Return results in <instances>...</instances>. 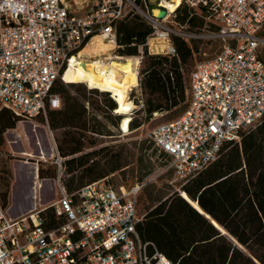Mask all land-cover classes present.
<instances>
[{"label":"built area","instance_id":"built-area-1","mask_svg":"<svg viewBox=\"0 0 264 264\" xmlns=\"http://www.w3.org/2000/svg\"><path fill=\"white\" fill-rule=\"evenodd\" d=\"M168 1L91 0L86 12H75L67 0H0L2 108L18 122L41 117L50 130L47 110L61 107L53 88L64 81L69 58L80 54L86 62H124L125 56H116L117 25L134 16L151 27L145 44L131 56L136 59L137 82L127 94L133 105L143 106L144 47L149 54L177 56L173 36L198 38L178 17L184 8L193 10L215 27L209 38L221 40V47L191 71L185 112L149 133L155 147L170 158L167 169L184 185L216 161L224 142L239 141L242 131L264 121V0H180L174 11H169ZM155 9H165L166 15L157 18ZM95 39L113 46L108 55L85 53ZM134 90L137 96L131 97ZM52 141L56 198L42 204L40 193L48 179H39L38 163L32 178L33 204L26 213L13 215L9 201L0 196V264H175L137 229L143 218L137 197L145 182L117 187L104 177L68 192L62 179L65 157ZM47 209L61 220L52 228L44 225Z\"/></svg>","mask_w":264,"mask_h":264},{"label":"trees","instance_id":"trees-1","mask_svg":"<svg viewBox=\"0 0 264 264\" xmlns=\"http://www.w3.org/2000/svg\"><path fill=\"white\" fill-rule=\"evenodd\" d=\"M178 17L180 23H188L190 28L196 20L204 24L202 18L187 8ZM150 33L151 27L138 16L121 21L117 25L120 47L116 54L137 55L139 46L145 44ZM172 40L177 50L174 57L149 54L144 47L140 85L145 102L140 110L146 113V119L153 112L178 107L187 98L185 74L198 48L192 41L177 36ZM71 75L73 70L67 67L64 79H70ZM71 86L87 98L82 85L72 83ZM53 91L60 96L61 107L47 110L49 127L62 131L57 147L59 154L65 158L73 156L64 161L65 173L69 176L64 186L68 192L128 165L129 155L124 148L114 150L104 146L86 152V148L98 143L93 136H110L111 131L62 83L57 81ZM108 94H103L104 106L94 100L90 104L117 124L116 117L111 115L116 103ZM17 122L18 118L9 110H0V143L4 132L15 128ZM142 124L143 119L133 118L130 130ZM56 172L55 167H39L40 178H55ZM4 186L6 190L1 196L7 203L9 182ZM181 187L182 196L174 193L164 200L142 199L138 194V211L141 214V206L144 214L137 229L143 239L153 241L157 250L175 264H264V121L255 129L242 131L239 141L224 142L216 161ZM195 202L227 234L201 213ZM43 217L47 228L61 221L52 209H47Z\"/></svg>","mask_w":264,"mask_h":264},{"label":"rangeland","instance_id":"rangeland-1","mask_svg":"<svg viewBox=\"0 0 264 264\" xmlns=\"http://www.w3.org/2000/svg\"><path fill=\"white\" fill-rule=\"evenodd\" d=\"M67 1L74 3V0ZM90 2L91 0H79L78 5L80 8H82V6H87ZM85 8L82 9V12H86L88 10V7L86 9ZM198 17L201 18L199 15ZM194 25L195 26H191V28L188 25V31L191 34L198 36V38L191 40L194 46H197L198 49L196 55L193 56V59L188 65V71H186L185 74L186 85H188L190 73L193 70L196 62L214 56L219 51L222 44L221 40L209 38V35L215 32V27L211 23L209 24L207 21H204L202 26L201 21L196 20ZM107 53L108 52H102L97 54V56L99 58H103L108 55ZM261 56L264 59V48L261 50ZM89 61H92V59ZM111 63L114 66V70L116 69L118 73L126 71L128 66V63L119 61H112ZM120 63L125 66V69L120 68ZM75 68L77 69V67ZM81 80L82 82L79 80L76 72L73 71V75H71L70 79H64V81L59 80V82L62 83L71 93L77 96L79 100L85 105L87 111L95 114L105 125H107L108 129L112 133L110 136H93L98 139V143L93 147L86 148L85 151L87 152L91 151L92 149H99L101 147L107 146L113 148L114 150L124 148L127 155H129L128 165L108 175L110 181L117 187L122 184L126 185L127 187H132L137 183L141 184V182H145L139 192V195H141L142 199L154 197L164 200L174 193L181 195V181L175 177L173 170L167 169L170 158L155 147L149 138V133L155 126L180 117L188 107V98H186L185 102L178 107L170 110L153 112L152 115L147 119L146 113L140 110L144 108V105L140 106L135 104L128 113V116H130L131 120L133 118L138 120L143 119V124L139 128L126 132L122 131L120 128L121 121L125 115L118 114L116 111L112 110L111 115L116 117L115 121L117 123L113 124L108 118H105L103 114L98 113L90 104V101L94 100L98 101L100 105L104 106L106 104V97H104L103 94L109 92H105L106 90L99 91L97 89L94 90L97 91V93L92 92L93 90H90L88 86L83 83L85 80L82 78ZM72 83H78L82 85L86 89L87 98L80 96L79 93L76 92L71 86ZM135 95L137 96L136 90L131 93V97ZM108 97H110L116 103L115 99H113L110 94H108ZM143 102H145L144 95ZM117 106L118 104L116 103V108ZM1 109L2 106L0 104V110ZM50 130L52 131V135ZM50 130L46 122L41 117H39L29 122H17L15 128L8 129L4 132L2 142L0 143V196L1 193L6 190V187L4 186L6 181L9 182L10 186L12 185V192H14L15 189H18L20 180L23 176H26V183L32 185L33 177L31 172L37 163L38 167H42L43 169H52L55 167L57 170V165L54 162L55 160L52 159V154L54 153L51 149L53 143L52 137L58 147V141L61 137L62 131L53 130L51 128ZM24 152L32 153L35 156H25L22 154ZM42 152L44 153L42 155L44 158L43 160L40 159ZM71 157L73 156L66 158L69 159ZM99 158L100 156H98L96 159ZM19 168L21 171H18ZM46 178L48 180L44 182L40 193L42 204H47L56 198L54 185L51 181L53 177ZM68 178L69 176L65 173L64 169L62 176L63 182ZM39 179L43 180L45 178ZM29 201L30 198H26V205ZM140 211L141 214H144L141 206Z\"/></svg>","mask_w":264,"mask_h":264},{"label":"bare ground","instance_id":"bare-ground-1","mask_svg":"<svg viewBox=\"0 0 264 264\" xmlns=\"http://www.w3.org/2000/svg\"><path fill=\"white\" fill-rule=\"evenodd\" d=\"M180 4V0H169L167 2V7L169 11H174ZM112 45L107 43H102L96 39L93 41V44L85 50V53L99 54L102 52H109L112 49ZM119 56V55H116ZM118 59H122L118 57ZM67 67L72 69L78 75L79 80L82 82L81 78L89 83L90 86L100 87L103 91H110L115 98L116 103L118 104L116 108V113L125 115L121 121V130L127 131L128 123L130 122V116L128 113L134 107L133 103L128 100V90L130 86H133L137 82L136 73L134 70V63L136 59L132 57H126L124 63H128L127 69L124 72H119L115 69L112 63L109 65H103L97 59L92 60L91 62H86L82 60L80 54H76L69 58ZM120 68L125 69V66L120 63ZM77 67V69L75 68ZM78 71V72H77ZM109 73V74H108ZM81 76V78H80ZM41 153V152H40ZM25 156L34 157L32 153L24 152L22 153ZM44 153L42 152L40 158H43ZM19 167V165H18ZM22 167V166H21ZM20 167V168H21ZM19 168L18 171H21ZM32 177L35 174V169L31 172ZM33 184L31 185V189ZM200 211L196 203H193Z\"/></svg>","mask_w":264,"mask_h":264},{"label":"crops","instance_id":"crops-1","mask_svg":"<svg viewBox=\"0 0 264 264\" xmlns=\"http://www.w3.org/2000/svg\"><path fill=\"white\" fill-rule=\"evenodd\" d=\"M77 2H79V0H77ZM70 5L75 12H81L83 7L87 8L88 5H90V3L87 6H82L81 4L82 8H80V6L77 3H75V1L74 3H70ZM26 184H27L26 176H23L20 180V185L17 190L15 189V191L12 192L11 191L12 185L10 186L8 201L11 205V211L15 216L26 213L32 207L33 201L31 199V184L30 185L29 184L26 185ZM26 198H30V201L28 202L27 205H26Z\"/></svg>","mask_w":264,"mask_h":264},{"label":"water","instance_id":"water-1","mask_svg":"<svg viewBox=\"0 0 264 264\" xmlns=\"http://www.w3.org/2000/svg\"><path fill=\"white\" fill-rule=\"evenodd\" d=\"M154 15L157 17V18H163L165 15H166V10L165 9H155L154 10ZM182 196V195H181ZM32 199V198H31ZM189 201V200H188ZM190 202V201H189ZM191 203V202H190ZM197 205H198V203L197 202H195ZM192 204V203H191ZM194 206V205H193ZM198 207L200 208V206L198 205ZM196 208V207H195ZM198 209V208H197ZM201 209V208H200ZM202 210V209H201ZM203 211V210H202ZM201 213H203L208 219H210L212 222H213V224H215V226H217L218 227V224H217V222L214 220V219H212L208 214H206L204 211L203 212H201ZM219 228V227H218ZM220 229V228H219ZM224 234H227V232L224 230V229H220ZM240 246V245H239Z\"/></svg>","mask_w":264,"mask_h":264}]
</instances>
